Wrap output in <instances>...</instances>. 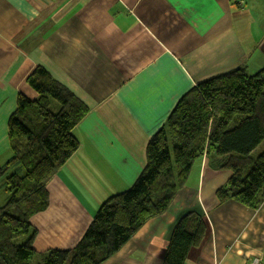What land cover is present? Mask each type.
Segmentation results:
<instances>
[{
    "label": "crops",
    "instance_id": "crops-1",
    "mask_svg": "<svg viewBox=\"0 0 264 264\" xmlns=\"http://www.w3.org/2000/svg\"><path fill=\"white\" fill-rule=\"evenodd\" d=\"M38 66L89 107L72 130L79 148L47 183L48 208L31 218L44 253L74 248L101 204L137 181L148 141L184 94L264 67V0H0V159L19 94L37 98L27 78ZM214 160H196L194 183L102 264H162L192 212L207 229L185 264H264V203L220 201L231 173Z\"/></svg>",
    "mask_w": 264,
    "mask_h": 264
},
{
    "label": "trees",
    "instance_id": "trees-1",
    "mask_svg": "<svg viewBox=\"0 0 264 264\" xmlns=\"http://www.w3.org/2000/svg\"><path fill=\"white\" fill-rule=\"evenodd\" d=\"M27 83L37 98L19 94L8 122V156L0 163V264H33L39 254L31 218L48 208L47 183L79 148L72 130L89 110L44 67H36ZM263 140L264 67L254 74L241 67L198 83L148 141L137 181L101 204L74 248L48 249L40 253L41 264L104 263L169 208L202 156L216 157L231 173L216 192L220 201L257 209L264 203V151L252 153ZM206 229L202 213H190L167 241L162 264H185Z\"/></svg>",
    "mask_w": 264,
    "mask_h": 264
},
{
    "label": "rangeland",
    "instance_id": "rangeland-1",
    "mask_svg": "<svg viewBox=\"0 0 264 264\" xmlns=\"http://www.w3.org/2000/svg\"><path fill=\"white\" fill-rule=\"evenodd\" d=\"M251 74H254V73H251ZM264 151V140L261 142V144H259V146L253 151L252 153V156L253 157H256L258 156L261 152ZM5 159H0V163L4 162ZM192 173H190V179L189 181L190 182H193L196 180V175H197V172H198V168H197V161H195V163L193 164L192 166ZM24 238H21L20 241H23ZM42 254H37V256L35 255L34 258L32 259V263L33 264H41L43 263V259L41 257Z\"/></svg>",
    "mask_w": 264,
    "mask_h": 264
},
{
    "label": "built area",
    "instance_id": "built-area-1",
    "mask_svg": "<svg viewBox=\"0 0 264 264\" xmlns=\"http://www.w3.org/2000/svg\"><path fill=\"white\" fill-rule=\"evenodd\" d=\"M263 258L260 256H255L252 258V260L250 261V264H261Z\"/></svg>",
    "mask_w": 264,
    "mask_h": 264
}]
</instances>
